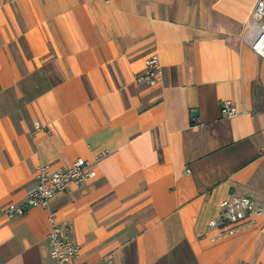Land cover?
Here are the masks:
<instances>
[{
	"label": "crops",
	"instance_id": "0c3cea01",
	"mask_svg": "<svg viewBox=\"0 0 264 264\" xmlns=\"http://www.w3.org/2000/svg\"><path fill=\"white\" fill-rule=\"evenodd\" d=\"M257 1L0 0V264H55L49 214L91 264H264V213L217 241L209 226L232 195L264 206ZM152 55L155 87L136 81ZM79 157L94 179L3 215L39 165Z\"/></svg>",
	"mask_w": 264,
	"mask_h": 264
},
{
	"label": "built area",
	"instance_id": "2783aa9c",
	"mask_svg": "<svg viewBox=\"0 0 264 264\" xmlns=\"http://www.w3.org/2000/svg\"><path fill=\"white\" fill-rule=\"evenodd\" d=\"M109 1V0H105ZM244 40L262 58H264V0H258L251 22L247 24ZM162 79V67L157 55L145 60V71L136 78L138 83L150 87L157 86ZM237 106L225 100L221 104V113L225 117L238 114ZM39 127L38 123H36ZM96 170L84 158H77L67 169H51L48 165H39L36 169V184L27 192L22 202H9L3 209L7 218L25 215L33 207L48 210L52 199L61 192H68L74 185L84 184L96 177ZM264 213L263 205H256L250 196L232 195L221 201L218 217L209 221V226L217 230L212 237L217 241L222 237L233 236L248 225L253 216ZM50 230L48 234L49 253L55 264H91L79 260L80 246L70 237L71 225H61L53 214L48 215Z\"/></svg>",
	"mask_w": 264,
	"mask_h": 264
},
{
	"label": "water",
	"instance_id": "95a60500",
	"mask_svg": "<svg viewBox=\"0 0 264 264\" xmlns=\"http://www.w3.org/2000/svg\"><path fill=\"white\" fill-rule=\"evenodd\" d=\"M193 114H195V112H193Z\"/></svg>",
	"mask_w": 264,
	"mask_h": 264
}]
</instances>
